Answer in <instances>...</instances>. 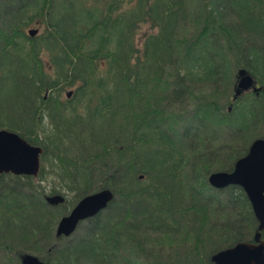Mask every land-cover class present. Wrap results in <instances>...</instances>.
Instances as JSON below:
<instances>
[{"label": "trees", "instance_id": "1", "mask_svg": "<svg viewBox=\"0 0 264 264\" xmlns=\"http://www.w3.org/2000/svg\"><path fill=\"white\" fill-rule=\"evenodd\" d=\"M241 69L260 90L233 100ZM0 129L43 149L37 178L0 177V264H213L257 228L243 191L207 178L264 139V0H0Z\"/></svg>", "mask_w": 264, "mask_h": 264}, {"label": "water", "instance_id": "2", "mask_svg": "<svg viewBox=\"0 0 264 264\" xmlns=\"http://www.w3.org/2000/svg\"><path fill=\"white\" fill-rule=\"evenodd\" d=\"M27 35L32 38L37 30L30 29ZM237 86L233 100L241 94L260 90L250 75L243 69L237 73ZM72 91L65 94L68 99ZM230 111V108L228 109ZM43 150L39 146L27 143L18 134L0 129V177L6 174L37 178L41 168ZM210 187L222 190L229 186L239 187L247 198L254 219L257 222L256 232L251 242H237L233 246L213 254V264H264V139L253 140L247 153L239 158L231 171L211 173L207 178ZM113 191L103 189L81 198L72 210L59 219L55 228V237L69 238L80 223L94 218L104 211L113 200ZM60 194L46 196L49 206L57 207L64 203ZM21 264H45L38 257L25 254Z\"/></svg>", "mask_w": 264, "mask_h": 264}, {"label": "rangeland", "instance_id": "3", "mask_svg": "<svg viewBox=\"0 0 264 264\" xmlns=\"http://www.w3.org/2000/svg\"><path fill=\"white\" fill-rule=\"evenodd\" d=\"M64 96V95H63ZM65 97V96H64ZM229 109V108H228ZM6 130V129H5ZM179 130V129H178ZM178 130H175V131H178ZM180 130H181V128H180ZM179 130V131H180ZM225 132V131H224ZM182 132H180V134H181ZM223 137H224V135H223ZM223 137H221V139L219 140V142H224L225 141V139L223 138ZM50 181V180H49ZM68 196V195H67ZM221 198L223 197L222 195L220 196ZM110 204V203H109ZM108 204V205H109ZM225 207H222V209H224ZM103 212V211H102ZM100 214V213H99ZM103 216V215H102ZM102 216H101V218H102ZM209 221V225L210 226H213V225H215V226H218V223L217 222H221V221H215V220H211V222H210V220H208ZM190 227L191 228H194V227H196V229H197V226H194V225H192V224H190ZM209 226H207V227H205V229H210V228H208ZM214 229V228H213ZM212 229V230H213ZM182 230H185L184 228H181V230L180 231H182ZM149 231V230H148ZM76 232V231H75ZM85 227H82L80 230H79V232L78 233H82V234H85ZM155 238H162L161 237V235L160 234H152ZM74 237V235H72V236H70L69 237V240H74L75 238H73ZM181 238H184V237H181ZM65 239H68V238H65ZM2 260V258H0V261ZM6 261H4L3 260V263H5Z\"/></svg>", "mask_w": 264, "mask_h": 264}, {"label": "bare ground", "instance_id": "4", "mask_svg": "<svg viewBox=\"0 0 264 264\" xmlns=\"http://www.w3.org/2000/svg\"><path fill=\"white\" fill-rule=\"evenodd\" d=\"M22 139H24V138H22ZM27 143H29L26 139H24ZM30 144V143H29ZM36 146V145H35ZM40 147V146H39ZM43 150V149H42Z\"/></svg>", "mask_w": 264, "mask_h": 264}]
</instances>
